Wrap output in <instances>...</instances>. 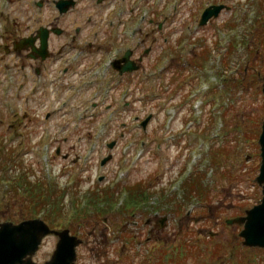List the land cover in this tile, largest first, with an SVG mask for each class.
Returning a JSON list of instances; mask_svg holds the SVG:
<instances>
[{
  "label": "rangeland",
  "instance_id": "rangeland-1",
  "mask_svg": "<svg viewBox=\"0 0 264 264\" xmlns=\"http://www.w3.org/2000/svg\"><path fill=\"white\" fill-rule=\"evenodd\" d=\"M36 1L43 2L41 9ZM53 1L8 0L4 5L0 0V30L8 24L22 31L28 16L50 23L58 17ZM211 4L227 8L199 26L201 13ZM140 12L174 21L175 33L169 40L173 52L165 53L160 41L139 73L133 102L125 108L118 100L95 98L92 89L36 87L25 76L24 56L0 48V153L4 148L11 153L0 178L12 181L24 172L30 180L41 179L65 191L59 216L63 218L58 221L63 226L73 213L72 197L83 198L89 190L101 188L115 191L121 203L126 186L141 182L147 188L146 197L150 196L141 208L159 207L158 219L165 227L158 223L154 237L146 241L150 227L144 226V219L152 216L139 214V245L125 246L111 234L105 246L88 237L93 224L83 229L72 223L84 241L76 250L78 264H238L237 258L242 264H264V249L242 247L238 236L242 227L225 223L244 216L262 196L254 178L264 116V47L258 41L264 33V0H139ZM87 15L73 10L57 24L71 34L75 26L86 23ZM62 40L55 37L54 46ZM3 42H8L5 36L0 37V47ZM204 46L211 52L198 68L192 60L201 62ZM162 68L165 71L158 73ZM92 103L98 108L94 110ZM108 105L120 113L108 112ZM146 117L151 120L143 131L140 122ZM108 155L111 158L100 166ZM195 171L204 174L209 196L185 200L181 182ZM3 183L0 201L5 199ZM12 202L0 211L3 221L17 219L11 216ZM174 203L182 206L181 215L166 212ZM114 217L109 216L108 225L132 229L127 222H111ZM99 224L103 232V222ZM55 243V238L47 237L33 260L40 264L48 260Z\"/></svg>",
  "mask_w": 264,
  "mask_h": 264
},
{
  "label": "flooded vegetation",
  "instance_id": "flooded-vegetation-1",
  "mask_svg": "<svg viewBox=\"0 0 264 264\" xmlns=\"http://www.w3.org/2000/svg\"><path fill=\"white\" fill-rule=\"evenodd\" d=\"M70 1L73 2L72 8L62 14L56 11L58 17H53L50 23L41 24L40 18L28 16L22 31L5 24L4 35L1 34L0 37L5 36L8 42H3L0 48L6 54L12 50L13 54L24 56L25 76L36 87H67L77 92L92 89L91 93L98 99L118 100L125 107L128 106L133 102L134 89L136 92L139 89V73L144 70L148 55L154 52L160 41L166 49L165 53L173 52L169 40L175 33V28H171L174 21L170 17H163L161 21L155 17L144 19L139 16V0ZM4 3H8V0H4ZM73 10L86 12L88 15L86 23L75 26L70 34L67 28H61L57 23ZM44 32L47 34L46 48L41 46V34ZM142 34L146 39L140 38ZM55 37L63 39V43L56 47L53 43ZM126 65L130 66V71L125 70ZM165 69L158 70V73ZM93 104V109H97L95 103ZM113 107L115 106L109 105L106 110L112 114L120 113L119 109ZM92 195L93 193H87V197ZM125 195L136 196L138 199L143 196L139 192ZM136 205V208L119 206L117 210H112L115 217L111 222H127L132 226L131 230L118 227L115 223L108 225L111 214L107 213L102 220L103 226L111 232L105 233V229L100 232V224L95 221L88 237L94 238L93 243L106 245L107 235L112 234L115 240H121L125 245L132 242L139 245L140 214L152 216L144 219V226L150 227L146 241L151 240L157 224L165 227L166 223L158 219V207L141 208L139 201H136ZM147 210L150 212L147 213ZM113 227L117 228L112 230ZM70 234L74 235L71 232ZM74 264H78V257Z\"/></svg>",
  "mask_w": 264,
  "mask_h": 264
},
{
  "label": "water",
  "instance_id": "water-1",
  "mask_svg": "<svg viewBox=\"0 0 264 264\" xmlns=\"http://www.w3.org/2000/svg\"><path fill=\"white\" fill-rule=\"evenodd\" d=\"M60 12H66L71 3L69 1H58L55 3ZM224 8L222 5L210 6L204 10L201 15L199 25L204 26L211 18L218 16ZM41 41L46 46V33L41 34ZM126 70H131L126 65ZM262 93L264 95V82L262 84ZM142 122L145 128L148 120ZM260 146V166L259 173L255 182L261 187L262 198L258 205L245 211V217L227 220L228 225L237 224L243 226L239 236L244 239L242 245L245 247L264 248V118L261 125V132L258 139ZM114 142L108 145L112 149ZM59 153V150L56 151ZM111 156L101 161L104 165ZM55 235L58 241L50 259L44 264H73L75 261V248L81 244V240L74 236H69L68 230H51L39 219L23 221L19 224L10 222L0 224V264H37L32 258L36 254L42 240Z\"/></svg>",
  "mask_w": 264,
  "mask_h": 264
},
{
  "label": "trees",
  "instance_id": "trees-1",
  "mask_svg": "<svg viewBox=\"0 0 264 264\" xmlns=\"http://www.w3.org/2000/svg\"><path fill=\"white\" fill-rule=\"evenodd\" d=\"M262 21L264 23V17L262 18ZM258 41L261 48H263L264 33L262 36H260V39ZM257 49L259 50L260 48ZM210 52V49L204 46L203 50L200 53L201 58L198 56V58L201 59V63H197L195 61H193V63L195 62L197 65L202 64V61L206 59V56L209 55ZM249 52L253 53L252 50H249ZM10 155L11 153H8V150H6L5 152V148L3 149V153H0L1 172H4V169L7 168L5 166H7L11 161ZM204 178V174L195 171L182 182L181 191L185 200L191 198H208L209 194L207 186L204 184ZM5 181L8 183H6ZM0 183H3V197L5 198L0 201V211H2V208L9 206V200H13L12 204L10 205V208L15 207V216H20L21 218H33L41 213L42 217L51 225H55L57 223L56 218L62 214L60 211L61 209H63V196H57L56 194H61L64 191L56 189L57 186H55V184L47 185L41 179L30 180L24 172L15 176L12 181L3 175L0 178ZM55 190H57L56 193H54ZM123 190L127 192L139 191L140 194H143L142 197L139 196V199L137 197L128 198L126 200L128 202H133L137 200L141 202L147 200L145 194H148V191L147 188L141 182H139V185L138 183H136L134 185L126 186ZM91 192H103V195L101 196L96 194L91 196V198L87 200V206H93L95 208H98L110 206L112 203H114V197L110 194V192H113V190L96 188L91 190ZM20 195H24V197L21 198ZM73 206L78 208L77 200L73 202ZM173 210V213L176 215H181L183 212L182 206L180 204L174 205ZM97 211H100V209ZM38 212L39 214H37ZM239 264H242V260L239 261Z\"/></svg>",
  "mask_w": 264,
  "mask_h": 264
}]
</instances>
